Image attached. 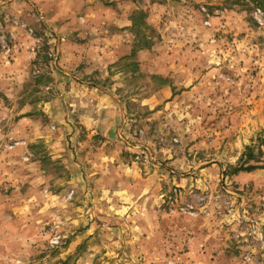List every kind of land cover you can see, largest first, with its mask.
<instances>
[{
    "label": "rangeland",
    "instance_id": "rangeland-1",
    "mask_svg": "<svg viewBox=\"0 0 264 264\" xmlns=\"http://www.w3.org/2000/svg\"><path fill=\"white\" fill-rule=\"evenodd\" d=\"M12 1L0 0V264H195L197 233L210 238L197 256L221 249L224 264H264V9L139 0L170 6L169 22L130 31L148 55L82 78L100 89H75L104 110L118 106L111 96L125 101L124 131L108 140L65 131L81 110L59 62L68 33ZM247 148L262 168L235 174ZM147 218L153 233L125 228ZM137 237L144 259L140 241L127 244Z\"/></svg>",
    "mask_w": 264,
    "mask_h": 264
},
{
    "label": "crops",
    "instance_id": "crops-1",
    "mask_svg": "<svg viewBox=\"0 0 264 264\" xmlns=\"http://www.w3.org/2000/svg\"><path fill=\"white\" fill-rule=\"evenodd\" d=\"M10 5L16 11L22 10L23 7L27 9L28 5L31 8H37L38 12L45 16L44 19L47 24L58 25L60 23L64 32L68 33L59 46V62L61 63V73L69 78L68 82H64L66 89H69V92L65 91L66 98H68L71 106L76 103L77 98L78 100L81 99V110L77 115L76 124L78 127H74L72 120L70 121L67 117L63 120L65 128L67 127L65 131H82L86 132L88 136L99 135L108 140L110 138L117 139L119 133L124 131L123 123L127 120L126 113L122 108L125 101L116 96H111V99L118 106L111 110H104V100H101L93 91L82 95L80 92L76 93L75 89H100L101 87L94 80L85 82L82 78L86 77L89 80L94 79L96 74L120 72L121 69L116 67V64L131 58L134 49L130 38L132 14L141 10L146 14L145 22L147 25L156 26L160 25L161 22L164 24V21L169 22L170 20L168 3L165 5L152 3L146 7L139 0H14ZM69 27L71 29H68ZM136 52L134 57L139 59L148 55V51ZM17 56L16 68L18 71L24 72L27 56L24 53ZM158 95L167 98L170 95L168 86L162 87ZM72 100H75V103H70ZM127 170L131 174L135 173L129 168ZM125 228L136 234L156 231L155 224L150 223L148 218L146 222L139 223L137 226L134 224ZM195 235L194 256L197 257L194 260L195 264H224L226 260L221 249L215 256L211 255L210 252L206 258L197 256L199 245L207 246L210 238L209 235L203 233ZM132 238L134 237L132 236ZM138 238L127 241V244L131 245L130 247L135 252L134 244L140 241L141 252L138 251L136 255L143 254L142 259H144L148 252L146 251L148 250L147 246H145L146 240L143 237L142 240ZM137 248H139L138 245ZM211 258L214 260L213 262H211ZM202 260L204 263L200 262Z\"/></svg>",
    "mask_w": 264,
    "mask_h": 264
},
{
    "label": "trees",
    "instance_id": "trees-1",
    "mask_svg": "<svg viewBox=\"0 0 264 264\" xmlns=\"http://www.w3.org/2000/svg\"><path fill=\"white\" fill-rule=\"evenodd\" d=\"M254 1L257 5H259L261 8L264 9V7H262L263 2L261 0H254ZM135 15L136 16L139 15V17H138L139 22L136 21ZM145 20H146V14L144 12H142V11L134 12V14H132V16H131V22H132L131 30H133V29H135V27H137V23L138 24L140 23L142 26L147 27L148 25L146 24ZM144 48H146V47H144ZM138 49H140V48H138ZM136 51L137 50L134 47L131 57H134ZM262 143L264 144V140L262 141ZM246 151H247V153L244 155V157L246 159V163L244 165L240 166L239 168H237V170H235V174L240 173V172L250 173V172H253L255 170H259L262 168L261 166L258 165L259 163H261V161L255 158L252 149L247 148ZM257 155L259 157L262 156L261 150L257 151ZM249 162H253L255 165H252V166L247 165V163H249Z\"/></svg>",
    "mask_w": 264,
    "mask_h": 264
},
{
    "label": "built area",
    "instance_id": "built-area-1",
    "mask_svg": "<svg viewBox=\"0 0 264 264\" xmlns=\"http://www.w3.org/2000/svg\"><path fill=\"white\" fill-rule=\"evenodd\" d=\"M167 264H178V263L173 260H170L169 262H167Z\"/></svg>",
    "mask_w": 264,
    "mask_h": 264
}]
</instances>
